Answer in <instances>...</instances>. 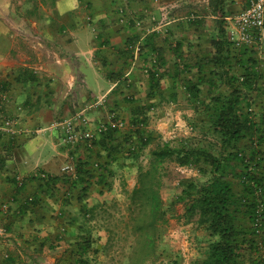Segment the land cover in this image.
<instances>
[{
  "label": "crops",
  "instance_id": "0c3cea01",
  "mask_svg": "<svg viewBox=\"0 0 264 264\" xmlns=\"http://www.w3.org/2000/svg\"><path fill=\"white\" fill-rule=\"evenodd\" d=\"M245 3L228 0L222 10L215 9L213 0H0V92L9 94L13 110L21 109L26 129L16 138L0 135V264H57L84 219L92 217L94 228L105 226L102 218L110 200L120 199L124 189L132 191L138 181V162L116 152L115 146L126 143V136L133 140L140 127L163 143L203 137V101L229 92L225 79L215 72L220 69L213 64L201 68L204 57L216 50L221 21L233 56L232 74L244 75L246 59H256L253 68L260 76L256 88L261 95H253L247 111L260 122L264 51L233 43L227 30V14ZM165 9L167 23L162 27ZM193 13L196 18L189 19ZM138 19L150 31L139 28ZM192 83L201 88L200 99L191 96ZM99 98L104 102L96 105ZM81 110L93 125L115 117L124 119L127 127L117 131L116 139L103 134L93 145L75 147L65 145L57 132H36ZM145 115L147 121L135 123L137 116ZM257 142L253 136L243 139L240 147L264 150V142ZM69 163L76 173L64 170ZM82 163L94 176L82 173L79 178L77 166ZM176 165L182 173L189 168V175L201 176L197 168ZM244 169L237 166L240 174ZM241 176L235 185L239 193L244 192ZM84 186L88 196L80 203L77 196ZM255 195L264 199V192L257 195L256 190ZM162 196L170 215L184 218L186 226L194 224L198 238L207 235L188 220L187 206L177 201L178 195L169 191L164 196L162 190ZM83 207L89 209L86 217ZM181 228L175 229L177 237L183 234ZM99 236L106 238L101 229ZM261 253L264 246L257 253L264 264Z\"/></svg>",
  "mask_w": 264,
  "mask_h": 264
},
{
  "label": "trees",
  "instance_id": "16d2710c",
  "mask_svg": "<svg viewBox=\"0 0 264 264\" xmlns=\"http://www.w3.org/2000/svg\"><path fill=\"white\" fill-rule=\"evenodd\" d=\"M227 2L228 0H213V5L215 9L224 10ZM223 27L221 21L222 38L216 40V50L213 54L205 56L201 64L202 69L212 64L220 69L215 72L225 79L229 87L228 93L213 94L209 101H203L205 113L200 131L205 137L211 134L214 138L207 140L204 145L201 142L205 141L203 135L198 138L190 137L175 144L164 142L152 150L148 166L139 163L145 148L153 142L155 136L152 132L140 127L133 140L130 139L132 136H126V143L121 141L115 146L116 152L128 153L136 163L138 162V181L134 189L128 192L130 215L126 222V226L136 238L123 264H156L153 259L157 252L158 230L169 222L170 209L166 208L162 196V170L166 161L197 168L201 174L196 178L182 180V193L177 199L178 202L186 204L188 220L195 221L207 232L209 238L208 254L193 264H245V248L250 250L251 257L254 258L249 259L261 264L257 253L259 241L264 242V238H258L256 235L255 222L258 206L263 198L256 196L255 191L256 186L264 188V150L252 146L246 151L240 147L243 139H251L253 136H256L259 145L264 142V112L259 125L247 111L252 104L253 95L258 92L256 83L260 76L253 68L256 60L253 56L246 59L247 71L244 75L232 74L233 56L230 49L228 50L230 46H227L230 43L226 45ZM249 62L251 65L247 66ZM241 76L244 77L243 81L240 80ZM188 89L191 96L201 98L202 90L197 84L192 83ZM260 90L263 92L261 88ZM145 120L147 121L146 115L143 118L137 116L135 123ZM117 131L109 130L105 136L116 139ZM253 164L255 170H249L248 167ZM239 165L245 167L241 174L237 171ZM77 167L79 178L82 173L89 177L94 176L90 170H86L84 163ZM97 168L103 169L101 166ZM240 176L247 179L243 193L235 189L236 178ZM81 181L75 182L74 185ZM88 189V186L79 188L77 199L80 203L88 196ZM88 212L83 207L82 215L86 217ZM84 220L78 227L77 238L71 240L65 258L57 264H91V253L99 252L95 247L94 228L90 224L92 217L89 222Z\"/></svg>",
  "mask_w": 264,
  "mask_h": 264
},
{
  "label": "rangeland",
  "instance_id": "374dc122",
  "mask_svg": "<svg viewBox=\"0 0 264 264\" xmlns=\"http://www.w3.org/2000/svg\"><path fill=\"white\" fill-rule=\"evenodd\" d=\"M238 8H234L237 10ZM202 133V132H201ZM203 135V133H202ZM204 136L205 141H201L204 144H207V140H212L214 138L211 134H208L207 137ZM163 143V139L158 136L154 137L153 142H151L143 152L145 156L143 160L139 163L143 166H148L150 160V154L152 150ZM149 158V159H148ZM163 193L164 196H167V192L173 191L174 194L180 195L182 192L183 186L177 183V180H180L181 177L184 179H189L194 176L191 169L187 168L184 173L178 168L175 161H166L163 166ZM187 175V176H186ZM189 175V176H188ZM138 180V177H137ZM237 183V182H236ZM239 185V184H237ZM128 192H131L127 189H124L123 196L119 199L118 197L110 200L109 209L105 212L106 217L102 218V213L100 217L103 219L102 223L105 226L95 227L93 226V234L96 239L95 247L99 250L98 253L92 252L90 255L91 264H123L125 261L126 255L131 251V245L135 243V236L132 235L130 228L126 226L128 221L127 217L130 215V210L128 209ZM167 206V205H166ZM178 206V205H177ZM168 208V207H166ZM177 208V207H176ZM87 210V209H86ZM89 210V209H88ZM87 210V211H88ZM180 210H178L179 212ZM177 212V213H178ZM173 213V212H172ZM169 220L173 218V223L162 225L158 230V241H157V252L154 256L153 261L156 264H193L197 260L205 258L209 252L208 244L209 238L208 235H200L204 238L197 237V231L194 230V224L192 227L186 226L185 223H182L183 219H178L177 215H170ZM91 217V215H90ZM85 221V220H84ZM89 222V221H88ZM92 226V223H90ZM248 227L250 222L247 223ZM183 227V234H179L177 237L175 229L178 226ZM99 229L105 232L106 238H98ZM111 231H114L113 233ZM204 231V229H203ZM182 232V231H181ZM184 237V238H183ZM74 238L71 240L73 241ZM246 254V263L245 264H256L254 261H251V252L245 248ZM255 256V255H254ZM61 262V261H60ZM151 262V260H150ZM36 261L32 264H35ZM66 264V263H63Z\"/></svg>",
  "mask_w": 264,
  "mask_h": 264
},
{
  "label": "built area",
  "instance_id": "2783aa9c",
  "mask_svg": "<svg viewBox=\"0 0 264 264\" xmlns=\"http://www.w3.org/2000/svg\"><path fill=\"white\" fill-rule=\"evenodd\" d=\"M122 12H126L122 8ZM165 17L159 26L164 27L167 23L168 10L165 9ZM189 19H195V14L188 16ZM227 30L230 40L235 43H245L251 46H258L264 51V0H246L243 7L229 12L227 14ZM136 25L143 30L150 31L143 19H138ZM143 37H146L145 35ZM140 48V46H139ZM261 51V52H262ZM158 66L154 65V68ZM149 68V67H148ZM147 68V69H148ZM158 69V68H157ZM104 98H99L96 105L104 102ZM12 99L8 93L0 92V135L9 138H16L24 134L26 131L23 124L21 109L15 110L11 107ZM127 127V122L121 118L112 117L109 120H103L95 125L92 120L85 113L84 110L77 111L74 115L57 118L52 120L49 124L40 126L36 132L60 134L62 142L69 146L75 147L80 144L93 145L98 135H103L109 130H121ZM258 144V142L256 143ZM99 164H96L98 166ZM253 166H249V170H255ZM66 172L76 173V166L69 163L64 167ZM243 177V181L246 182ZM257 195L264 191L262 186H256ZM258 217L255 222L258 238H264V200H260L257 210ZM259 250L264 246L263 241H259ZM264 255V253H261ZM261 256V255H260Z\"/></svg>",
  "mask_w": 264,
  "mask_h": 264
}]
</instances>
